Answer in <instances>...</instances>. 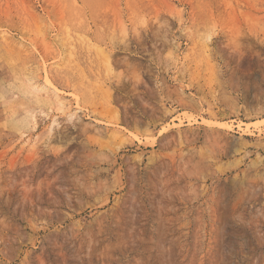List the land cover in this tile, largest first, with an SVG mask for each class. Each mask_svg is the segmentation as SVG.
I'll list each match as a JSON object with an SVG mask.
<instances>
[{
	"label": "rangeland",
	"instance_id": "374dc122",
	"mask_svg": "<svg viewBox=\"0 0 264 264\" xmlns=\"http://www.w3.org/2000/svg\"><path fill=\"white\" fill-rule=\"evenodd\" d=\"M0 264H264V0H0Z\"/></svg>",
	"mask_w": 264,
	"mask_h": 264
},
{
	"label": "bare ground",
	"instance_id": "6f19581e",
	"mask_svg": "<svg viewBox=\"0 0 264 264\" xmlns=\"http://www.w3.org/2000/svg\"><path fill=\"white\" fill-rule=\"evenodd\" d=\"M34 87V86H33ZM33 90V89H32ZM59 102V101H58ZM71 116V115H70Z\"/></svg>",
	"mask_w": 264,
	"mask_h": 264
}]
</instances>
